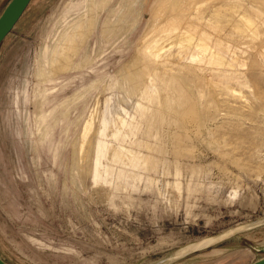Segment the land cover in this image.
<instances>
[{
  "label": "rangeland",
  "instance_id": "1",
  "mask_svg": "<svg viewBox=\"0 0 264 264\" xmlns=\"http://www.w3.org/2000/svg\"><path fill=\"white\" fill-rule=\"evenodd\" d=\"M161 5L159 17L191 20L210 38L220 69L232 63L243 82L229 81L234 94L207 60L212 85L189 61L178 75L138 73L133 86L121 77ZM66 40L80 48L52 74ZM262 255L264 0H29L0 43V258L249 264Z\"/></svg>",
  "mask_w": 264,
  "mask_h": 264
},
{
  "label": "bare ground",
  "instance_id": "2",
  "mask_svg": "<svg viewBox=\"0 0 264 264\" xmlns=\"http://www.w3.org/2000/svg\"><path fill=\"white\" fill-rule=\"evenodd\" d=\"M196 4L197 3H193L192 5L193 9L191 15L192 17L197 19L200 23L204 19V16L203 13L199 10L201 6L199 7L198 5L200 4L197 5ZM254 8H256L258 12L261 10L260 7L259 6L256 7V5ZM161 12L165 13L163 5H161L160 7V12L158 13V15L155 16L154 27L152 26L139 41L136 48L137 50L133 58L127 65L123 67L120 73L121 77H123L128 82V84L133 86L134 82L132 77H135L138 73H142L146 76L147 74H150V72L154 70V71L164 72L165 74L168 75L169 73L170 75H178L179 73H182L186 69L184 61H189L190 65L192 66V67L190 66L192 69L191 71L192 72L197 71L201 73V76H203L205 80V84L212 85L214 83L213 78L211 79V77L209 76L210 74L208 75V73H212L213 71L212 68L200 66V64L203 63L204 60H207L206 63L210 64V66L213 65L215 67L214 68L215 74L216 75L219 74V76L222 78L224 88L228 89L230 92L234 94L235 90L231 89L232 85H230L231 87L229 86V83H231L229 81L234 80V82L237 81L238 83H241L242 81L240 80L239 73H236L237 71L234 72L231 69L232 63H229L228 66L224 68L221 67L220 69V66L223 64L221 60L223 54L220 50L217 49V46L216 47L212 46L210 38L204 35L203 33L198 32L199 31V30L197 31L198 25L194 24L191 20L184 24H180L179 21L177 23L175 22L173 23L170 22L171 20H165L164 14L161 17H159L160 16L159 14ZM92 13L93 12L91 9L90 15H92ZM216 13L218 14V11H216L215 14ZM241 22H244L246 25L252 24V22L249 19L247 20L246 18L241 20ZM78 33L79 35H81L83 33V29H80ZM69 42H70L69 40L68 41L66 40V42L63 44L61 53L60 54L58 53L59 55L57 62H54V59L51 60L50 69L52 74H55L61 70L68 69L72 65L73 58L77 54L80 47L76 43L70 45ZM214 80L216 81V79ZM192 108L194 107L192 106ZM192 113L194 114L193 111ZM190 118L194 119V116L190 114ZM90 127H91V123H87L85 125L82 134L83 139L87 135L86 133L92 128ZM89 153H90V149L86 151V157L89 156ZM205 242H207V239L206 241H201L197 244H193V247H198ZM189 247H192V245Z\"/></svg>",
  "mask_w": 264,
  "mask_h": 264
},
{
  "label": "water",
  "instance_id": "3",
  "mask_svg": "<svg viewBox=\"0 0 264 264\" xmlns=\"http://www.w3.org/2000/svg\"><path fill=\"white\" fill-rule=\"evenodd\" d=\"M29 0H8L0 11V43L16 23ZM0 264H7L0 258ZM249 264H264V255Z\"/></svg>",
  "mask_w": 264,
  "mask_h": 264
},
{
  "label": "crops",
  "instance_id": "4",
  "mask_svg": "<svg viewBox=\"0 0 264 264\" xmlns=\"http://www.w3.org/2000/svg\"><path fill=\"white\" fill-rule=\"evenodd\" d=\"M56 47H58L57 45H56ZM56 50V48H54L53 49V51L51 52V54H50V56H49V61L51 60V56H52V54H53V52ZM42 67L40 66V72H42L43 71V69H41ZM241 235V234H240ZM234 236L237 240L236 241H238V242H243V243H251V242H253V238H251V237H249V236H247V235H241V236ZM232 237V235L231 236H228L227 238H231ZM251 241V242H250ZM263 256V255H262ZM261 257V256H260ZM259 258V257H258ZM257 259V258H256ZM254 261V260H253ZM251 263V262H250Z\"/></svg>",
  "mask_w": 264,
  "mask_h": 264
}]
</instances>
